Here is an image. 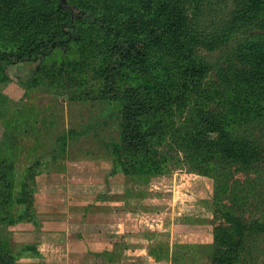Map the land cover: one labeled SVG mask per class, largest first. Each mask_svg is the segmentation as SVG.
I'll list each match as a JSON object with an SVG mask.
<instances>
[{
    "label": "trees",
    "instance_id": "trees-1",
    "mask_svg": "<svg viewBox=\"0 0 264 264\" xmlns=\"http://www.w3.org/2000/svg\"><path fill=\"white\" fill-rule=\"evenodd\" d=\"M230 1L231 16L212 31L203 29L201 20L207 0H133L129 5L124 0H0V22L11 26L18 43L11 48L0 27V79L5 80L6 66L23 62H36L35 74H58L59 80L49 79L57 88L70 87L89 71L102 85L96 99L105 104L106 117L118 131V140L105 144L115 172L121 168L133 176L130 168L145 166L160 173L147 159L125 160L122 151L152 154L167 131L186 160L212 179L215 214L223 219L213 231L212 264H236L242 243L243 250L252 247L248 232L264 233V225L248 227L244 217L248 193L254 190L249 176L264 167V0ZM36 12L49 15L42 32L27 28ZM230 42L235 47L222 63H209L199 52ZM72 49L78 61H53L52 69L44 68L55 52L71 54ZM182 113L183 121L172 130L173 119ZM1 163L0 184L8 186L10 163L5 169ZM152 171L141 174L148 177ZM235 174L247 179H235ZM33 179H23L15 196L11 189L1 193L6 198L0 221L35 223ZM9 196L10 204L23 206L21 213L5 209ZM5 257L0 250V264H6Z\"/></svg>",
    "mask_w": 264,
    "mask_h": 264
},
{
    "label": "rangeland",
    "instance_id": "rangeland-1",
    "mask_svg": "<svg viewBox=\"0 0 264 264\" xmlns=\"http://www.w3.org/2000/svg\"><path fill=\"white\" fill-rule=\"evenodd\" d=\"M124 1L129 5L133 0ZM207 2L201 18L206 23L203 29L215 31L231 16L232 4L230 0ZM2 17L0 14V20ZM48 19L49 15L36 12L28 20L27 28L42 32ZM0 27L5 40L10 41L8 45L17 46L11 26L0 22ZM234 47L235 42H230L213 52L202 48L199 52L209 63L217 64ZM67 59L78 61L75 49L71 54L55 52L44 61V68L52 69L53 61ZM37 66L36 62L8 65L3 71L5 80L0 79V159L3 169L7 168L5 162L10 163L7 175L11 181L8 186L0 184V209L4 197L1 193H10L11 189V195L15 196L21 181L34 175L36 218L40 221L45 218L41 207L47 200L39 194L45 188H58L56 195H52L60 224L65 222L61 218L62 201L92 203L91 212H97L92 219L98 218L99 222L87 230L111 235L120 232V241L116 239L119 254L109 255L114 258L110 260L114 264H212L213 231L223 223L220 215L215 214L212 179L186 160L185 154L173 146L167 131L159 144L151 148L152 154L122 151L125 160L147 159L149 165L153 162L161 168L160 173L145 166L130 168L133 176H125L121 168L115 172L117 164H112V154L105 144L117 141L118 131L116 124L106 117L105 104L96 99L101 83L85 70L70 87L57 88L50 80H59L58 74L44 72L50 77L45 79L43 72L35 74ZM211 73L213 76L214 72ZM209 82L207 79V87ZM177 116L172 130L183 121L184 113ZM146 170L152 171L148 177L141 174ZM258 171L249 176L254 190L248 193L249 202L244 209L248 227L256 223L264 225V167ZM234 177L240 181L247 179L240 174ZM10 200L7 197L5 209L12 215L21 213L23 206L10 204ZM101 200L112 205L106 211L111 213V220L104 216V225L100 221L101 211L97 210H101ZM225 205L229 206V202ZM8 220L0 221V250L6 259L8 255H22L14 262L5 260L6 264H19L23 258L38 254L35 235L41 232L42 221L9 225ZM248 233L253 234L246 238L252 247L245 246L243 250L242 243L236 264H252L254 258L264 260V233ZM59 237L64 239L65 235ZM27 247V251L23 250ZM54 247L57 254L64 252L62 243ZM101 258L105 257L95 256L90 260L98 262Z\"/></svg>",
    "mask_w": 264,
    "mask_h": 264
},
{
    "label": "crops",
    "instance_id": "crops-1",
    "mask_svg": "<svg viewBox=\"0 0 264 264\" xmlns=\"http://www.w3.org/2000/svg\"><path fill=\"white\" fill-rule=\"evenodd\" d=\"M48 189L50 188L48 187ZM57 189L58 188L55 186L52 190H47L45 188L43 192L39 193L43 198H46L47 203L41 207V215L45 217L41 220L43 228L41 232L35 235L38 256L31 255L28 258H23V260L18 261L19 264H114V262L106 258H101L98 262L90 259L95 258V256H101L106 252H115L119 254L118 250L120 248L117 247V243H119V238H121V235H119L120 232L115 231L113 233V235L118 234L115 238L113 235L100 232L99 230H87L88 226L98 225L96 223L99 222L98 218L92 219V216L97 213L91 212L92 203H68L62 201L63 211L61 218H63L65 222L60 224L58 221V213L55 212L57 207L54 204V196L52 195V193L56 195ZM67 192L70 193V186L67 187ZM35 201L34 196V221L36 224H39L41 221L36 218L35 212H37V207ZM108 202L107 200H101V210L100 208L97 209L101 211V225H104L102 224L105 221L104 216L109 217V221L111 220V213L106 212L109 206H112L111 203ZM60 226L63 228H60ZM62 234L65 235L64 239H60L59 237V235ZM116 239H119V241L117 242ZM58 242L64 245V252L61 254H57L58 251H56L54 247L55 244H59ZM88 257L90 258L88 259ZM112 259L114 258L112 257Z\"/></svg>",
    "mask_w": 264,
    "mask_h": 264
},
{
    "label": "water",
    "instance_id": "water-1",
    "mask_svg": "<svg viewBox=\"0 0 264 264\" xmlns=\"http://www.w3.org/2000/svg\"><path fill=\"white\" fill-rule=\"evenodd\" d=\"M61 4H64L66 0H59Z\"/></svg>",
    "mask_w": 264,
    "mask_h": 264
}]
</instances>
